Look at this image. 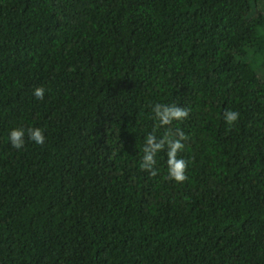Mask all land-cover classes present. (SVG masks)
<instances>
[{"label":"trees","instance_id":"trees-1","mask_svg":"<svg viewBox=\"0 0 264 264\" xmlns=\"http://www.w3.org/2000/svg\"><path fill=\"white\" fill-rule=\"evenodd\" d=\"M0 264H264V0H0Z\"/></svg>","mask_w":264,"mask_h":264},{"label":"clouds","instance_id":"clouds-1","mask_svg":"<svg viewBox=\"0 0 264 264\" xmlns=\"http://www.w3.org/2000/svg\"><path fill=\"white\" fill-rule=\"evenodd\" d=\"M45 94V89L43 87H37L34 89V95L38 99H42ZM161 106L157 104L154 108L156 117L159 119L161 125L169 124L173 119H181L187 115L185 109H181L176 106L168 107L164 106L163 110H160ZM225 120L227 123L231 124L238 118V113L235 111H228L225 114ZM24 129L12 128L9 131V140L11 145L20 149L23 147L24 140ZM29 136L32 141L40 145L44 143L45 137L43 131L39 127H33L29 130ZM183 139V134L179 139L171 138L169 134H165L163 137H157L153 133H149L145 139V145L143 147V156L141 158L139 167L144 170H149L152 175H156L157 169L154 167L156 164L155 157L157 153L167 146V174L169 178L177 181L183 182L186 179L185 169L187 167V162L184 158L177 156L179 150L183 148L181 140Z\"/></svg>","mask_w":264,"mask_h":264}]
</instances>
